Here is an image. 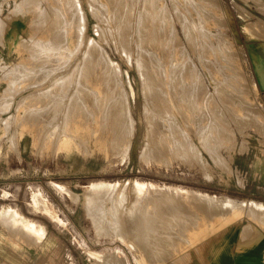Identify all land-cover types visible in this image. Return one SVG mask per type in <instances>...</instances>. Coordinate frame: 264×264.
<instances>
[{
    "label": "rangeland",
    "instance_id": "obj_1",
    "mask_svg": "<svg viewBox=\"0 0 264 264\" xmlns=\"http://www.w3.org/2000/svg\"><path fill=\"white\" fill-rule=\"evenodd\" d=\"M120 1L0 0V264H203L223 240L220 234L226 224L264 225V209L247 210L250 203L264 205V95L256 86L251 60L256 45L264 44V0ZM50 6L61 9L56 11L57 16L46 13ZM146 10L151 13L144 15ZM61 13L73 14L72 23L64 21V27ZM48 27L58 29L53 30L55 33L65 29L60 36L67 39L66 49L59 45L51 50L49 40L54 33L51 35ZM89 42L97 46L95 50L89 48L90 54L107 58L113 67L111 71L109 63L100 66L94 62L85 79L80 77V66ZM42 45L54 53L46 51V55ZM65 51L71 57H65ZM103 66L111 71L113 80L101 77ZM171 66L179 68L177 73L182 77L170 79V72H175L170 71ZM146 74H159L160 78L149 84L154 94H161V104L170 108L171 123L165 129L160 119L165 115L163 105L156 111L149 109L153 129L147 128L142 94ZM44 75L46 84L41 81ZM35 76L39 77L36 81ZM30 79L33 84H29ZM75 85L82 86L78 93H74ZM177 85L182 87L171 93ZM49 89L54 91L51 95ZM108 94L117 97L120 106L127 100L130 103L119 121L126 122L130 114L135 122L125 159L114 137L118 110L106 101ZM170 94L175 102L185 94L181 104L187 100L195 107L191 128L182 123V117L190 114L185 106L182 112L171 110L173 104L167 100ZM55 102H60L59 108H53ZM70 103L73 109L68 107ZM178 120L186 130V143L195 150L184 153L178 148L177 142L184 141L175 136L180 130ZM122 133H128L126 127ZM148 133L155 137L149 140L158 150L155 148L150 160L143 162L140 150ZM135 182L154 186L137 187ZM101 183L107 187L94 190V185ZM37 191L48 200L46 210L33 204L32 196ZM207 195L226 203L231 200L240 209L230 211L219 206L209 210L208 205L194 199ZM137 199L140 203L136 205ZM7 211L41 226L40 241L34 242L19 225L13 228L4 219ZM197 217L204 224L196 221ZM216 219V224L223 227L215 234L216 243L207 246L206 240L197 242L190 237L208 229ZM149 221L156 223L157 229Z\"/></svg>",
    "mask_w": 264,
    "mask_h": 264
},
{
    "label": "bare ground",
    "instance_id": "obj_2",
    "mask_svg": "<svg viewBox=\"0 0 264 264\" xmlns=\"http://www.w3.org/2000/svg\"><path fill=\"white\" fill-rule=\"evenodd\" d=\"M26 1V0H25ZM27 1H29V0H27ZM109 1V0H108ZM111 1V0H110ZM117 1V0H116ZM122 1V0H121ZM120 1V2H121ZM128 1V0H127ZM134 1V0H133ZM204 1V0H203ZM259 1V0H258ZM34 2V1H33ZM113 2H114V0H113ZM130 2V1H129ZM132 2V1H131ZM135 2V1H134ZM146 2V1H145ZM189 2V1H188ZM61 3V2H60ZM70 3V2H69ZM117 3V2H116ZM122 3V2H121ZM124 3V2H123ZM133 3V2H132ZM187 3V2H186ZM209 3V2H208ZM212 3V2H211ZM210 3V4H211ZM21 4V3H20ZM53 4V3H52ZM127 4V3H126ZM181 4V3H180ZM200 4V3H199ZM17 5V4H16ZM78 5V4H77ZM114 5V4H113ZM153 5V4H152ZM201 5V4H200ZM209 5V4H208ZM121 6V5H120ZM123 6V5H122ZM143 6V5H142ZM147 6V5H146ZM145 6V7H146ZM151 6V5H150ZM193 7H194V5H192ZM69 7V6H68ZM67 7V8H68ZM124 7V6H123ZM130 7V6H129ZM136 7V6H135ZM148 7L149 6H147L146 8L148 9ZM199 7V6H198ZM55 8L56 7H52V6H50V7H48V11H46V13H54L55 15L56 14H58L57 12H59V10H61V9H59V10H57L59 7H57L56 8V10H55ZM126 8H128V7H126ZM132 8V7H131ZM134 8V7H133ZM206 8V7H205ZM15 9H17V8H15ZM70 9V8H69ZM123 9H125V8H123ZM156 9V8H155ZM170 9H173V8H170ZM184 9V8H183ZM111 10H112V8H111ZM134 10V9H133ZM143 10V9H142ZM203 10V9H202ZM57 11V12H56ZM68 11V10H67ZM129 11H131V9L129 10ZM140 11V10H139ZM144 11H145V9H144ZM147 11V10H146ZM43 12V11H42ZM41 12V13H42ZM61 12V11H60ZM113 12V11H112ZM123 12H124V10H123ZM132 12V11H131ZM150 12V11H149ZM148 11L147 12H143L144 13V15H145V13H149ZM175 12H177L176 10H175ZM188 12V11H187ZM207 12V11H206ZM40 13V14H41ZM151 13V12H150ZM156 13V12H155ZM203 13V12H202ZM180 14V13H179ZM61 15H62V13H61ZM61 15H59V18H58V20L60 19L61 20ZM63 15H64V13H63ZM62 15V16H63ZM69 15V14H68ZM66 16V15H64V18L62 19V21H58L59 23H60V25H61V22L63 23V25H64V21H66V23L68 24V22H71L72 23V19H73V17H75L73 14H71L70 13V16ZM148 15V14H147ZM156 15V14H155ZM154 15V16H155ZM181 15V14H180ZM204 15V14H203ZM57 16V15H56ZM197 16V15H196ZM54 17V16H53ZM144 17V16H143ZM147 17V16H146ZM145 17V18H146ZM152 17V16H151ZM190 17V16H189ZM57 17H55L54 19H56ZM142 18V17H141ZM153 18V17H152ZM151 18V19H152ZM179 18V17H178ZM199 18V17H198ZM204 18V17H203ZM146 19H148V18H146ZM141 20V19H140ZM149 20V19H148ZM205 20V19H204ZM53 21V20H52ZM52 21H50V22H52ZM145 21V20H144ZM183 21V20H182ZM40 22H43V21H41L40 20ZM55 22V21H54ZM53 22V23H54ZM168 22V21H167ZM179 22V21H178ZM186 22V21H185ZM200 22V21H199ZM65 23V25H64V27L67 25ZM142 23H143V21H142ZM154 23V22H153ZM158 23V22H157ZM169 23V22H168ZM201 23V22H200ZM144 24V23H143ZM145 24H148L147 22L145 23ZM159 24V23H158ZM157 24V25H158ZM177 24V23H176ZM181 24V23H180ZM186 24H187V22H186ZM194 24H196V23H194ZM198 24V23H197ZM57 25H59V24H56V26ZM72 25V24H71ZM70 25V26H71ZM172 25V24H171ZM184 25V24H183ZM183 25H181V26H183ZM49 26H51L50 25V23H49ZM75 27H76V25H74ZM136 26V25H135ZM156 26V25H155ZM160 26V25H159ZM167 26V25H166ZM197 26V25H196ZM52 27H53V25H52ZM55 27V26H54ZM60 27V26H59ZM63 27V28H64ZM143 27V26H142ZM147 27H148V25H147ZM161 27V26H160ZM174 27V26H173ZM188 27H189V25H188ZM49 28V27H48ZM62 28V27H61ZM140 28V27H139ZM138 28V29H139ZM145 28V27H144ZM169 28V27H168ZM182 28H184V27H182ZM203 28V27H202ZM51 28H49V30H50ZM56 28H54L53 30L54 31H57V30H55ZM187 29H189V28H187ZM48 30V29H47ZM48 30V32H50L51 31V35H53V33H54V35H53V37L52 36H50V37H52V39L51 40H49V41H51L52 43H51V46H52V48H51V50H53L54 51V48L55 47H58L59 45L60 46H63L62 48H64L65 47V49H66V45H67V39L65 38V36H64V38H62V36H60V33L62 32V30H59V32L60 33H55L53 30H50L49 31ZM146 30V29H145ZM184 30H186V28L184 29ZM197 30H200V28L199 29H197ZM202 30V29H201ZM64 31H65V29H64ZM64 31L62 32V33H64ZM139 31H140V29H139ZM144 31V30H143ZM150 31V30H149ZM168 30H166V32H167ZM146 32V31H145ZM192 32V31H191ZM203 32H205V31H203ZM203 32H201V33H203ZM61 33V34H62ZM139 33V32H138ZM147 33V32H146ZM150 33V32H149ZM184 33V32H183ZM186 33H188L189 34V31L188 32H186ZM207 33H209V32H207ZM206 33V34H207ZM41 34V33H40ZM148 34V33H147ZM151 34V33H150ZM154 34V33H153ZM152 34V35H153ZM190 34H192V33H190ZM205 34V33H204ZM50 35V34H49ZM152 35H150L151 37H152ZM185 35V34H184ZM187 35V34H186ZM140 37H141V35H139ZM147 36V35H146ZM202 36V35H201ZM206 36V35H205ZM33 37V36H32ZM42 37V36H41ZM45 37V36H44ZM150 37V38H151ZM160 37V36H159ZM187 37V36H186ZM185 37V38H186ZM189 37H190V35H189ZM195 37V36H194ZM194 37H192V38H194ZM139 38V37H138ZM145 38V37H144ZM154 38H156V37H154ZM154 38H152V39H154ZM161 38V37H160ZM164 38V37H163ZM202 38V37H201ZM141 40H142V38H140ZM146 39V38H145ZM176 39V38H175ZM187 39V38H186ZM136 40V39H135ZM139 40V39H138ZM140 40V41H141ZM151 40V39H150ZM157 40V39H156ZM166 40V39H165ZM143 41V40H142ZM146 41V40H145ZM170 41V40H169ZM196 41V40H195ZM210 41V40H209ZM144 42V41H143ZM158 42V41H157ZM26 43V42H25ZM91 43V44H90ZM93 42H89V46L87 47V45H86V48H87V51L85 50V51H83L84 53V55H83V57H82V60H81V58H80V60L82 61L81 63H82V66H80V68H81V74L80 75H82V76H80L81 78H84L85 77V79H86V76H87V74H86V72L87 73H89L90 74V69H91V67L93 68L94 67V62H98V64L99 63H101V65L100 66H102L104 63H109V64H107V66H108V69H110L111 70V67H113L112 66V62L110 63V61L109 60H106L107 58L104 56V58H106L105 60L104 59H102L101 57H99V59H97L96 58V56H94V55H91L92 54V52H91V48L92 47H94V46H96V45H93L92 44ZM140 43V42H139ZM148 43V42H147ZM207 43V42H206ZM222 43V42H221ZM42 44H44V42L42 43ZM136 44V43H135ZM153 44H155V43H153ZM160 44V43H159ZM169 44V43H168ZM189 44V43H188ZM204 44H205V42H204ZM204 44L202 45V46H204ZM47 46L49 45V43H47L46 44ZM45 45V46H46ZM65 45V46H64ZM93 45V46H92ZM207 45V44H206ZM43 46V45H42ZM55 46V47H54ZM213 46H215V45H213ZM97 47V46H96ZM96 47H94V48H92V49H94L95 50V48ZM144 47V46H143ZM156 47V46H155ZM178 47V46H177ZM207 47V46H206ZM45 47L43 46V49H44ZM47 48V47H46ZM50 48V47H49ZM48 48V49H49ZM62 48H61V50H62ZM90 48V49H89ZM214 48V47H213ZM56 49V48H55ZM65 49H63V50H65ZM138 49V48H137ZM141 49H142V47H141ZM154 49H156V48H154ZM174 49V48H173ZM172 49V50H173ZM175 49H176V47H175ZM180 49V48H179ZM200 49H201V47H200ZM207 49V48H206ZM217 49H219V48H217ZM230 49V48H229ZM45 50V52L44 53H46V55H47V52H48V54H51V53H49V52H52V51H47L46 49H44ZM68 50V49H67ZM66 50V51H67ZM97 50V49H96ZM99 50V49H98ZM149 50H151V49H149ZM163 50H164V48H163ZM225 50V49H224ZM36 51H39V50H35V52ZM40 51H42V50H40ZM47 51V52H46ZM66 51H65V53H66ZM69 51V50H68ZM93 51V50H92ZM100 51V50H99ZM141 51V50H140ZM153 51V50H152ZM162 51V50H161ZM202 51H203V49H202ZM201 51V52H202ZM71 52V51H70ZM90 52H91V54H90ZM148 52V51H147ZM151 51H149V53H150ZM169 52H170V50H169ZM37 53V52H36ZM52 53H54V52H52ZM87 53H89V54H87ZM103 53V52H102ZM101 53V56L103 55ZM180 53V52H179ZM228 53V52H227ZM94 54V53H93ZM97 54V53H96ZM143 54H144V52H143ZM203 54V53H202ZM205 54V53H204ZM66 55H67V53L65 54V57H66ZM69 55V54H68ZM67 55V56H68ZM154 55H156V54H154ZM160 55V54H159ZM226 55V54H225ZM70 56V55H69ZM142 56V55H141ZM147 56H149V55H147ZM146 56V57H147ZM219 56H221V55H219ZM33 57V56H32ZM71 57V56H70ZM150 57H154L153 55H151ZM149 57V58H150ZM101 58V59H100ZM139 58V57H138ZM160 58V57H159ZM166 58V57H165ZM205 58V57H204ZM203 58V60H205ZM43 59H45L44 57H43ZM67 59V58H66ZM110 59V58H109ZM170 59V58H169ZM221 59H223V57L221 58ZM105 62H104V61ZM152 61H153V59H151ZM154 60H155V58H154ZM171 60V59H170ZM216 60V59H215ZM224 60V59H223ZM222 60V61H223ZM232 60V59H231ZM230 60V61H231ZM33 61H34V58H33ZM137 61V60H136ZM158 61V60H157ZM201 61V60H200ZM139 62V61H138ZM80 63V64H81ZM140 63V62H139ZM149 63V62H148ZM153 63V62H152ZM151 63V64H152ZM203 63V62H202ZM208 63V62H207ZM210 63V62H209ZM226 63V62H225ZM136 64V63H135ZM145 64V63H144ZM150 64V63H149ZM154 64V63H153ZM152 64V65H153ZM50 65V64H49ZM90 65V66H89ZM106 65V64H105ZM111 65V66H110ZM142 65V64H141ZM156 65H157V63H156ZM156 65H154V67H155V69L157 70V68H158V66L156 67ZM230 65V64H229ZM21 66V65H20ZM34 66V65H33ZM38 66V65H37ZM62 66V65H61ZM70 66V65H69ZM77 66H79V64L77 65ZM109 66H110V68H109ZM144 66V65H143ZM146 66V65H145ZM151 66V65H150ZM177 66V65H176ZM17 67V66H16ZM51 67V66H50ZM59 68V66H55V69L56 68ZM89 67H90V69H89ZM97 68H98V65L96 66ZM151 67H153V66H151ZM171 67H173V68H170V71H174L175 70V72H170L171 74L169 75V77H170V79H172V80H176V79H179L178 77L180 76V77H182V75H180L181 73H177V70L179 69V68H175L174 66H171ZM178 67V66H177ZM15 68V67H14ZM36 68V67H35ZM34 68V69H35ZM44 68V67H43ZM42 68V69H43ZM46 69L47 68H49L48 66H46L45 67ZM53 68H54V66H53ZM62 68V67H61ZM71 68V67H70ZM69 68V69H70ZM103 72L101 73V77L103 78V79H105V78H107V79H109L110 78V80L112 79L111 77H112V74L110 75V73H111V71L110 70H108V69H106V67H104L103 66ZM149 68V67H148ZM214 68V67H213ZM216 68V67H215ZM17 69V68H16ZM26 69V68H25ZM40 69V68H39ZM39 69H38V71L37 72H41V71H39ZM73 69V68H72ZM77 69V68H76ZM101 69H102V67H101ZM227 69V68H226ZM24 70V69H23ZM37 70V69H36ZM35 70V71H36ZM41 70V69H40ZM47 70H49V69H47ZM51 70H53V69H51ZM57 70V69H56ZM98 70V69H97ZM141 70V69H140ZM7 71H10V70H7ZM12 71V70H11ZM10 71V72H11ZM15 71V70H14ZM30 71V69L28 70V72ZM32 71V70H31ZM30 71V72H31ZM54 71V70H53ZM52 71V72H53ZM72 71V70H71ZM73 71H74V69H73ZM92 71V70H91ZM95 71H96V68H95V70H94V73H95ZM142 71V70H141ZM144 71V70H143ZM143 71L142 72H140L141 73V77L142 78H144L143 76H144V73H143ZM158 71V70H157ZM36 72V73H37ZM44 72H46L45 71V69H44ZM99 72V71H98ZM19 73V72H18ZM42 73H43V70H42ZM93 73V72H92ZM97 73V72H96ZM7 74V73H6ZM31 74V73H30ZM34 75H35V73H33ZM39 74H41V73H39ZM39 74H36V75H39ZM56 74V73H55ZM55 74L53 75V76H55ZM58 74V73H57ZM60 74V73H59ZM51 75H52V73H51ZM51 75H49V77L51 76ZM94 75V74H93ZM96 75V74H95ZM97 75H99V74H97ZM3 76L5 77V73L3 74ZM12 76H14V75H12ZM30 76H32V75H30ZM40 76V75H39ZM43 76V75H42ZM57 76V75H56ZM100 76V75H99ZM2 77V76H1ZM48 77V78H49ZM58 77H59V75H58ZM88 77V76H87ZM157 77L158 78H160L159 77V74H154V75H152V76H150L149 74H146V76H145V80H146V83H145V87H144V93H142V94H144V102H145V107H143L144 108V115H145V119L147 118L148 120H147V123H146V125H147V128L149 127V126H151V124L153 123L152 121H149V115H147V114H149L148 112H150L151 110L153 111V110H159L160 108L159 107H161V105H163V109H162V111H164V112H162V114L163 113H165V115H164V117H160V119H161V121H163V129H165L167 126H169L170 125V119H169V116H172V115H170L171 113L169 112V110H170V108H168V107H170L169 106V103L171 102L173 105H172V108H171V110L173 109V108H175V109H177L178 111H180V112H182L181 111V107H183V106H185V108H184V110L185 111H187L188 113H190V114H187V116H185V118L183 119V117H182V120H183V124H186L185 126H186V128H191L192 127V124H191V122H192V119H193V112H195V107L194 106H191L190 105V103L186 100V103H184V105H182L181 104V101H185V98H186V95L185 94H183V95H181V99L179 100V101H176L175 102V99H174V97L170 94V96L171 97H169L167 100H168V102L166 101V99L165 98H163V97H165V96H163L162 98L163 99H165V101L167 102V104H168V106H167V108L169 109H166V107H164L165 105L164 104H161V102L163 101V100H161V94H154L153 93V89H152V86L149 84V83H151L150 81H153V79H157ZM13 78V77H12ZM16 78V77H15ZM25 78V77H24ZM27 78H28V75H27ZM29 78H31V77H29ZM35 78H36V76H35ZM34 78V79H35ZM42 78V80L41 81H44L43 83L44 84H46V80H44L45 78H47L46 77V75H44V77H41ZM80 78V79H81ZM141 78V79H142ZM223 78H224V76H223ZM37 79H39V77L37 76V78L35 79V81L37 80ZM91 79H93V78H91ZM213 79V78H212ZM3 80V79H2ZM82 80V79H81ZM81 80H79V78H78V81H81ZM113 80V79H112ZM144 80V81H145ZM19 81V80H18ZM17 81V82H18ZM27 81V80H26ZM31 81V79L29 80V82ZM34 81V82H35ZM38 81H40V80H38ZM41 81H40V83H41ZM56 81V80H55ZM84 81V80H83ZM88 81H89V79H88ZM115 81V80H114ZM144 81H142V83L144 82ZM216 81V80H215ZM16 82V83H17ZM93 82V81H92ZM213 82V81H212ZM225 82V81H224ZM14 83V82H13ZM24 83V82H23ZM26 83H28V82H26ZM39 83V82H38ZM52 83V82H51ZM58 83V82H57ZM87 83V82H86ZM85 83V84H86ZM113 82H111V84H112ZM217 83H219V82H217ZM216 83V84H217ZM19 84V83H18ZM29 84H33L32 82H30ZM44 84H42V85H38V87L39 86H43ZM14 85V84H13ZM219 85V84H218ZM228 85V84H227ZM37 86V85H36ZM36 86L34 87V88H36ZM52 86V85H51ZM75 86H77V90L74 92V93H78V91H79V89H81L82 88V86H78V85H75ZM85 86V85H84ZM179 85H177L176 87H178ZM181 86V85H180ZM254 86V85H253ZM22 87V86H21ZM29 87V86H28ZM182 87V86H181ZM180 87V88H181ZM13 88V87H12ZM33 88V87H32ZM179 87L178 88H174V89H172L171 90V93H172V91L173 90H175V89H180ZM239 88V87H238ZM14 89V88H13ZM20 89V88H19ZM23 89V88H22ZM21 89V90H22ZM29 89H30V87H29ZM52 89H54V88H52ZM52 89H49L48 91H47V93L49 94V95H51L50 93H52ZM55 89H56V87H55ZM76 89V88H75ZM44 90H46V89H44ZM182 90H183V88H182ZM235 90V89H234ZM63 91V90H62ZM67 91V90H66ZM223 91V90H222ZM239 91V90H238ZM16 92V91H15ZM41 92V91H40ZM54 92V91H53ZM68 92V91H67ZM112 92V91H111ZM11 93V92H10ZM18 93V92H17ZM19 93H20V90H19ZM39 93V92H38ZM38 93H36V95L38 94ZM44 93V92H43ZM57 93V92H56ZM59 93V92H58ZM73 93V95H78V94H74ZM182 93H183V91H182ZM219 93V92H218ZM235 93H238V92H236L235 91ZM62 94H63V92H62ZM69 94V93H68ZM71 94V93H70ZM105 94H107V93H105ZM104 94V95H105ZM109 94H110V91H109ZM109 94H108V96H109ZM223 94V93H222ZM226 94V93H225ZM166 95V94H165ZM27 96V95H26ZM38 96V95H37ZM41 96V95H40ZM53 96V95H52ZM112 96H115V95H112ZM143 96V95H142ZM167 96V95H166ZM39 97V96H38ZM194 98V96L192 95V93H190V98ZM33 98V97H32ZM35 99V98H34ZM37 99V98H36ZM57 99V98H56ZM103 99V98H102ZM106 99V97H104V100ZM119 99V98H118ZM239 99V98H238ZM2 100V99H1ZM39 101V100H38ZM56 101V100H55ZM60 101V100H59ZM102 101V100H101ZM106 101L109 103V104H114L116 107H117V110H118V120H116L115 122H113V127H116L115 128V133L114 132H112V135H113V133H114V137L118 140V143H119V145H120V150H121V152H122V156L121 157H123L124 159L125 158H127L128 157V155H129V151H130V145L132 144V138H133V133H134V130H135V122H134V120L131 118V116H130V114H128L127 112H125L126 114H128V117H127V121L126 122H124V121H119V119H120V115H122V113L126 110H128V109H130V103L128 102V100H127V103L125 104V105H123V106H120L119 105V102L117 101V97H107V99H106ZM161 101V102H160ZM239 101V100H238ZM19 102V101H18ZM43 102V101H42ZM34 103V102H33ZM37 103V102H36ZM226 103V102H225ZM51 104V103H50ZM50 104H48V105H50ZM73 104V103H72ZM71 103H70V105L68 106L70 109L72 108L73 109V107H75L74 105H72ZM182 105V106H181ZM40 106V105H39ZM47 106V105H46ZM52 106V105H51ZM59 106H60V102H58V103H56L55 102V104H53V108L55 107V108H59ZM90 106H92V105H90ZM120 106V107H119ZM151 107V108H148V107ZM1 107V106H0ZM17 107V106H16ZM42 107H43V104H42ZM77 107V106H76ZM93 107V106H92ZM95 107V106H94ZM9 107H7V110H9L8 109ZM40 108H41V106H40ZM44 108V107H43ZM91 108V107H90ZM96 108V107H95ZM241 108V107H240ZM16 109V108H15ZM39 109V108H38ZM45 109V108H44ZM79 109V108H78ZM149 109H150V111H149ZM197 109V108H196ZM6 110V109H5ZM51 111H53V109H50ZM55 110L57 111L58 109H54V112H55ZM64 110H65V108H64ZM16 111V110H15ZM35 111V110H34ZM39 111H41V110H39ZM50 111V112H51ZM72 111V110H71ZM80 111V110H79ZM151 111V112H152ZM177 111V113L178 114H180L179 112ZM244 111V110H243ZM47 112V111H46ZM172 112V111H171ZM43 113V112H42ZM70 113V112H69ZM72 113V112H71ZM245 113V112H244ZM36 114V113H35ZM54 114V116H55V113H53ZM26 116V115H25ZM25 116H23V117H25ZM34 116V115H33ZM53 116V115H52ZM53 116V117H54ZM175 116V115H174ZM41 117V116H40ZM39 117V118H40ZM47 117V116H46ZM52 117V118H53ZM51 118V117H50ZM55 118V117H54ZM25 119V118H24ZM1 120V119H0ZM50 120H52V119H50ZM59 120V119H58ZM216 120V119H215ZM240 120H241V118H240ZM53 121V120H52ZM236 121V120H235ZM10 122V121H9ZM13 123V122H12ZM50 123L52 124V122L50 121ZM178 123L180 124L179 125V129L180 130H178V132H177V134L175 135L176 137H177V135H178V138L177 139H181V140H184V141H179V143L177 142V145H178V148H183V151H184V153L187 151V152H190V150H195L194 149V146L192 145V144H188V143H186L187 141H186V139H185V129L184 128H182V126H181V123H180V121L178 120ZM213 123H215V121L213 122ZM57 123H55V127L57 128V125H56ZM10 125V124H9ZM8 125V126H9ZM42 125V124H41ZM53 125V124H52ZM52 125H50V127L52 126ZM214 125V124H213ZM255 125H257V123H255ZM7 126V127H8ZM32 126V125H31ZM30 126V127H31ZM43 126V125H42ZM53 126V128H55ZM62 126V125H61ZM240 126V125H239ZM29 127V126H28ZM35 127V126H34ZM44 127V126H43ZM123 127H126L127 128V131H128V133H122V131H123ZM24 128H25V125H24ZM64 128V127H63ZM151 128L153 129V127L151 126ZM27 129V128H26ZM41 129V128H40ZM50 129V128H49ZM60 129V128H59ZM28 130V129H27ZM45 130V129H44ZM14 131V130H13ZM48 131H51V130H48ZM47 131V132H48ZM57 131H58V129H57ZM42 132H44V131H42ZM165 132H167V131H165ZM218 132V131H217ZM55 133V132H54ZM58 133H59V131H58ZM58 133L56 134V135H58ZM37 134V133H36ZM62 134V133H61ZM86 134V133H85ZM89 134V133H88ZM151 133H148L147 134V141H146V143L142 146V148H141V150H140V159L141 160H143V162H148L149 160H150V157H151V153H153V151H154V149L155 148H157L156 146H155V144H153L152 143V141L151 140H149L150 138H153L154 136H153V134H151ZM213 134V133H212ZM224 134H225V132H224ZM223 135V134H222ZM16 136V135H15ZM211 136V135H210ZM69 137H71V136H69ZM113 137V136H112ZM167 137V136H166ZM166 137H164V138H166ZM21 138V137H20ZM38 138V137H37ZM53 138V137H52ZM128 138V139H127ZM155 138V137H154ZM9 139V138H8ZM42 139V138H41ZM41 139H40V142H41ZM58 139V138H57ZM65 139V138H64ZM127 139V140H126ZM157 139V138H156ZM209 139V138H208ZM16 140V139H15ZM43 140V139H42ZM48 140V139H47ZM51 140V139H50ZM52 140H54V139H52ZM66 140H68V139H66ZM110 140H114V138L113 139H110ZM117 140H116V142H117ZM173 140H174V138H173ZM203 140V139H202ZM46 141V140H45ZM80 141H81V139H80ZM201 141V140H200ZM204 141V140H203ZM54 142V141H53ZM204 143V142H203ZM202 143V144H203ZM12 144V143H11ZM113 144H114V142H113ZM117 144V143H116ZM126 144V145H125ZM205 144H207V143H205ZM49 145V144H48ZM118 145V144H117ZM224 145V144H223ZM204 146V145H203ZM46 147V146H45ZM53 147V146H52ZM16 148V147H15ZM62 148V147H61ZM176 148H177V146H176ZM207 148V147H206ZM224 148V147H223ZM112 149V148H111ZM185 149V150H184ZM157 150H158V148H157ZM179 150V149H178ZM208 150H210V149H208ZM213 150V149H212ZM216 150V149H215ZM219 150V149H218ZM227 150V149H226ZM86 151V150H85ZM117 151V150H116ZM115 151V152H116ZM180 151H181V149H180ZM228 151V150H227ZM211 153V152H210ZM156 154V153H155ZM154 154V155H155ZM214 154H216V153H214ZM153 155V154H152ZM153 155V156H154ZM211 155V154H210ZM217 155H218V153H217ZM196 157V156H195ZM216 157V156H215ZM221 157V156H220ZM153 158H155V157H153ZM153 158H152V160H153ZM199 160V159H198ZM200 161V160H199ZM219 162V161H218ZM221 165H222V163H220ZM200 165H202V163L200 164ZM223 166L225 167V165L223 164ZM219 167V166H218ZM221 168V167H220ZM136 184H135V186H137V187H139V186H143V185H146V186H152L153 184H151V183H149V184H145V183H140V182H135ZM154 186V185H153ZM104 187H107V185L106 184H104V183H101V184H96V185H94V190H100V189H105ZM98 188V189H97ZM147 190H148V188H146ZM146 189H145V191H146ZM98 190V191H99ZM107 191V190H106ZM186 191V190H185ZM96 192V191H95ZM92 193H93V191H92ZM37 195H39V194H37ZM36 195V196H37ZM93 196H94V193L92 194ZM35 196V197H36ZM40 196V195H39ZM91 196V195H90ZM34 197V198H35ZM122 197V196H121ZM40 198V197H39ZM38 198V200H40ZM138 198V197H137ZM149 198V197H148ZM153 198V197H152ZM36 200H37V198H35ZM168 199V198H167ZM193 199V198H192ZM194 199H196V200H198L199 201V203L201 202V204L203 203V205H208L209 206V210L211 209V207H219V206H223L222 208H231L230 209V211L231 210H234V211H239L238 209H240V206H238V205H236L235 203H230V202H232L231 200H227L228 202L226 203V202H223V201H218L217 200V198H212L211 196H201V197H196V198H194ZM36 200H35V202H36ZM140 200V199H139ZM146 200V199H145ZM151 200V199H150ZM195 200V201H196ZM147 201H148V199H147ZM153 201V200H152ZM170 201V200H169ZM184 201V200H183ZM198 201H196L197 203H198ZM150 202V201H149ZM36 203H40V202H36ZM89 203V202H88ZM138 203H140L139 201H138V199H137V201H136V205L138 204ZM35 204V203H34ZM142 204V203H141ZM144 204V203H143ZM142 204V205H143ZM145 204H148V203H145ZM150 204H152V202H150ZM142 205H140V206H142ZM205 205V206H206ZM241 205H243V203L241 204ZM38 206H40L39 204H38ZM145 206H147V205H145ZM182 206V205H181ZM204 206V207H205ZM208 206H206V207H208ZM247 210H256V209H264V205H261V204H258V203H250V204H247ZM36 207V206H35ZM42 207V206H41ZM40 207V208H41ZM46 207V206H45ZM138 207V206H137ZM147 207H149V206H147ZM214 209V210H216V212H217V209ZM246 208V207H245ZM252 208H255V209H252ZM249 211V212H250ZM215 212V213H216ZM50 213V212H49ZM207 213H209V211L207 212ZM218 214H219V212H217ZM92 214V213H91ZM217 214V215H218ZM48 215V214H47ZM93 215V214H92ZM206 215V214H205ZM209 215V214H208ZM216 215V214H215ZM216 215V216H217ZM215 216V217H216ZM263 216H264V214H263ZM207 217H209V216H207ZM239 217H240V215H239ZM92 218H93V216H92ZM134 218V217H133ZM198 218V220L196 219V221H199L201 218L200 217H197ZM234 217H232V219H233ZM148 219H149V217L147 218V221H148ZM208 219V218H207ZM207 219H206V221H207ZM210 219V218H209ZM208 219V220H209ZM211 219H213V218H211ZM210 219V220H211ZM237 219V218H236ZM125 220V219H124ZM150 220V219H149ZM152 220L153 219H151V222H152ZM146 221V222H147ZM185 221V220H184ZM183 221V222H184ZM212 221V220H211ZM146 222H144V223H146ZM154 222V221H153ZM157 222V221H156ZM186 222V221H185ZM200 222H202L201 220H200ZM216 222H219V219H216V220H214L211 224H210V226L208 227V229H200V230H198L197 232H195V233H193V234H191V238L192 237H194V241H195V238H196V240H197V242H199V241H201V240H203V242H205V240H206V244H207V246H208V244H210V242H215L216 241V239H217V237H216V233H218L220 230H222V228L220 227V226H218L217 224H216ZM149 223H150V221H149ZM203 223V222H202ZM207 223V222H206ZM151 224H153V227H154V225H155V227L153 228L152 226H151ZM196 224H198V222L196 223ZM195 224V225H196ZM201 223H199V225H200ZM204 224V223H203ZM144 225H146L147 226V224H143V226ZM228 225V226H227ZM229 225H231V224H226V227L225 228H227V229H229ZM24 226V225H23ZM142 226V227H143ZM150 226L153 228V229H157V226H156V223L154 224V223H150ZM196 226H198V225H196ZM200 226H202V224L200 225ZM34 227V226H33ZM145 227V226H144ZM40 228V227H39ZM147 228H148V226H147ZM151 228V229H152ZM198 228V227H197ZM196 228V229H197ZM146 229V228H145ZM30 230H32V226H31V228H30ZM195 230V229H194ZM34 231H36L35 229H34ZM41 231V230H40ZM124 231V230H123ZM145 231V230H144ZM40 233V232H39ZM149 233V232H148ZM155 235H158V234H156V233H154ZM149 234H147V236H148ZM151 235V234H150ZM149 235V236H150ZM135 236V235H134ZM152 237V236H151ZM138 238V237H137ZM154 237H152V239H153ZM157 237H155V239H156ZM135 240V239H134ZM154 240V239H153ZM152 241V240H151ZM137 242V241H136ZM141 242V241H140ZM216 243V242H215ZM205 244V245H206ZM201 246H202V244H201ZM203 247V246H202ZM204 248H205V246H204ZM207 248H209L208 249V251L210 250V252H212L213 251V247H207ZM209 253V252H208Z\"/></svg>",
    "mask_w": 264,
    "mask_h": 264
},
{
    "label": "crops",
    "instance_id": "obj_3",
    "mask_svg": "<svg viewBox=\"0 0 264 264\" xmlns=\"http://www.w3.org/2000/svg\"><path fill=\"white\" fill-rule=\"evenodd\" d=\"M251 60L254 64V79L256 86L264 95V44L261 43V45H256L254 57H252ZM34 197L37 198V200ZM38 198L40 200H38ZM32 200L36 208L42 206L40 209H47L48 200L40 191L33 194ZM35 200L40 203H36ZM38 204L40 206H38ZM4 219L7 220L13 228L18 225L21 226L25 234L33 238L32 240H34V242L40 241L43 234L41 226L23 220L17 212L7 211L4 215ZM18 222H22V225ZM31 226L32 230H30ZM34 229L36 231H34ZM220 235L221 237L223 236V240H221V243H219L217 248L212 252V256H207V260L203 262V264H264V225L254 226L241 224L238 227L231 224L229 229L224 228Z\"/></svg>",
    "mask_w": 264,
    "mask_h": 264
}]
</instances>
